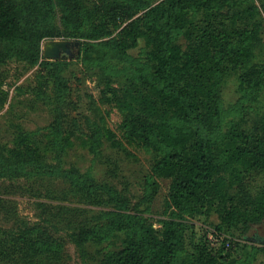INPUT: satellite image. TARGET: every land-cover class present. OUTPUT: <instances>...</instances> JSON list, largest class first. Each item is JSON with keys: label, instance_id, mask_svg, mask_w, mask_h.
<instances>
[{"label": "trees", "instance_id": "obj_1", "mask_svg": "<svg viewBox=\"0 0 264 264\" xmlns=\"http://www.w3.org/2000/svg\"><path fill=\"white\" fill-rule=\"evenodd\" d=\"M254 7L245 9L239 0H0V65L14 57L39 64L63 101L67 61H40V44L80 40V59L103 79L102 100L121 112L123 140L156 154L143 198L151 203L157 179L168 180V216L156 226L149 208L132 206L114 185L98 183L75 166L65 169L71 140L59 114L50 126L17 136L16 150L0 149V179L41 181L33 193L37 203L54 227L70 218L62 228L82 257L96 247L99 264L227 261L231 253L206 237L186 249L185 217L216 212L217 233H230L240 223L246 240L252 224L264 221V197L254 198L239 185L232 194L224 175L230 167L236 173L264 169V114L255 117L252 131L245 127L264 93V64L245 67V35L255 29L247 14ZM141 40L145 48L132 55ZM232 71H240L239 99L225 109L223 84ZM90 140V151L100 154L104 138L93 132ZM61 182L69 188L58 190ZM240 208L252 219L242 220ZM86 210L92 216L79 223ZM64 252L65 244L53 237L0 226V264H50Z\"/></svg>", "mask_w": 264, "mask_h": 264}, {"label": "rangeland", "instance_id": "obj_2", "mask_svg": "<svg viewBox=\"0 0 264 264\" xmlns=\"http://www.w3.org/2000/svg\"><path fill=\"white\" fill-rule=\"evenodd\" d=\"M239 1L243 3L245 9L252 6L257 8L250 9L247 14L250 15V22L255 29L251 32L252 27H249L250 32L245 35L249 37L245 44L248 53L245 67L264 64V22L262 21L264 0ZM59 21L58 11L55 15V24L59 25ZM55 42H69L72 45V55L55 59L47 58L45 51ZM81 43L77 39L62 37L45 40L40 44V61L42 59L67 61L66 65H63L62 73L68 81L69 92L63 101L57 97L54 82L49 80L48 72L41 71L39 64L34 65L14 57L0 65V149L3 148L8 152L12 149L16 150L17 136L50 126L59 114L65 133L67 136L70 135L71 140L64 168L70 169L71 166H75L98 183L114 185L128 197L132 206L144 210L149 208L147 215L157 226L158 220L168 216L166 201L169 181L157 179L158 193L151 203H144V186L146 178L151 174L156 154L123 140L119 129L121 112L115 103H106L102 100L103 79L97 68L85 65L80 59ZM144 48L145 42L141 40L131 54L138 56ZM239 74L240 71L226 73L222 94L225 109L235 105L239 99ZM262 114H264V93L260 103L253 107L249 118L251 120H248L245 127L252 131L255 117ZM93 132L100 133L104 138V144L98 150L100 154H94L89 149ZM40 138L47 143V135H41ZM235 169L236 167H230L224 173L232 194H235L236 185H239L254 198L264 197V169L237 171L239 174L234 172ZM232 180H234L233 186H231ZM31 181L33 180L0 179V226L15 233L27 231V235L32 237L44 234L65 244V252L50 264H99L96 247H89L87 257H82L70 240L69 231L62 228L70 218L60 224V228L54 227L51 222L52 216L47 214L48 210H45L43 205L37 203L38 200L33 194L35 189L41 188L43 184L38 180ZM52 185L53 182L48 183L49 187ZM56 187L64 191L69 185L61 182L60 186L58 187L57 184ZM92 213L93 211L87 210L80 212L77 221L79 223L88 221ZM250 213L243 208L239 209L242 220H251ZM185 218V242L188 251L192 250V242L195 243L206 237L213 241L212 245L216 249L222 250L224 254L231 253L227 261L222 264H264V221L259 225L252 224L246 240L241 234L240 223L232 228L230 233L225 231L224 234L217 233L215 228L220 224V219L216 212ZM216 235L220 238H216ZM231 241L234 247L232 250L229 244ZM186 256L185 254L183 258Z\"/></svg>", "mask_w": 264, "mask_h": 264}, {"label": "water", "instance_id": "obj_3", "mask_svg": "<svg viewBox=\"0 0 264 264\" xmlns=\"http://www.w3.org/2000/svg\"><path fill=\"white\" fill-rule=\"evenodd\" d=\"M54 47L49 50L48 48L45 51V56L47 58H61L68 57L72 55V45L69 42L62 43H52ZM78 45V43H77Z\"/></svg>", "mask_w": 264, "mask_h": 264}, {"label": "bare ground", "instance_id": "obj_4", "mask_svg": "<svg viewBox=\"0 0 264 264\" xmlns=\"http://www.w3.org/2000/svg\"><path fill=\"white\" fill-rule=\"evenodd\" d=\"M53 47H54L53 44H52V45H49V46H48V49L51 50Z\"/></svg>", "mask_w": 264, "mask_h": 264}]
</instances>
